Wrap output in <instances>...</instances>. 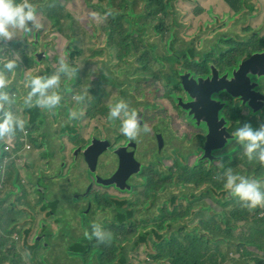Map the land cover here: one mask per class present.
I'll return each instance as SVG.
<instances>
[{
	"label": "flooded vegetation",
	"instance_id": "obj_1",
	"mask_svg": "<svg viewBox=\"0 0 264 264\" xmlns=\"http://www.w3.org/2000/svg\"><path fill=\"white\" fill-rule=\"evenodd\" d=\"M180 1L42 0L43 23L54 6L64 9L70 22L62 30L33 32L22 41L25 51L34 48L27 54L43 76L56 71L62 56L77 71L62 76L63 99L52 111L23 105L25 85L37 67L18 63L20 75H10L12 109L20 116L24 109L41 116L35 138L47 162L36 181L29 180L34 209L24 203L26 191L22 204L12 207L17 222L7 227L0 222V264H48L44 251L56 250V241L77 264H132L131 255L144 251L153 252L146 264H171L159 253L187 254L186 235L203 238L208 191L230 197L218 174L231 168L235 175L262 178L231 136L243 123L254 128L264 123V0H216L225 12L215 15L216 8L210 9L214 18L201 28L207 32L192 38L182 36L187 24L176 17ZM11 51L7 46L12 57ZM37 52L43 54L40 61ZM78 94L85 97L81 103L72 98ZM121 98L137 111L141 127L151 129L136 141L119 132V120L108 118ZM69 110L84 115L69 122ZM55 144L54 161L64 145L72 148L58 166L50 162ZM75 161L85 169L78 188L70 180ZM11 193L10 200L16 196ZM68 215L74 218L65 223ZM93 223L112 234L110 243L85 238Z\"/></svg>",
	"mask_w": 264,
	"mask_h": 264
},
{
	"label": "clouds",
	"instance_id": "obj_2",
	"mask_svg": "<svg viewBox=\"0 0 264 264\" xmlns=\"http://www.w3.org/2000/svg\"><path fill=\"white\" fill-rule=\"evenodd\" d=\"M92 15L96 16L97 13ZM41 28L37 8L31 0H0V41H11L18 36L21 37L18 34H23L22 38H27ZM3 53L4 49L0 47V142L15 137L17 132H24L26 124V121L12 110L15 100L13 94L8 91L11 85L10 75L16 72L19 56L10 58ZM76 71L69 66L67 58L62 56L58 60L56 71L51 75L31 77L25 85L28 91L23 98L24 107L48 111L60 107L63 99L59 91L61 78L62 76L71 78ZM72 98L77 103H81L85 97L78 94ZM83 115V111L69 110V122L78 120ZM108 118L119 120V132L132 141L138 140L141 132L151 131L147 124L141 127L137 111L130 108L129 103L123 98L110 107ZM232 137L243 147L244 155L249 162L257 161L264 166V123H259L255 128L251 123H243L232 133ZM218 167L223 168V163H218ZM216 179L222 180L227 193L236 198L248 211L251 212L258 207L264 208V184L261 181L235 175L231 168L222 175L218 174ZM84 236L87 239L94 237L98 244H108L112 234L105 231L100 224L93 223L91 234L86 231Z\"/></svg>",
	"mask_w": 264,
	"mask_h": 264
},
{
	"label": "trees",
	"instance_id": "obj_3",
	"mask_svg": "<svg viewBox=\"0 0 264 264\" xmlns=\"http://www.w3.org/2000/svg\"><path fill=\"white\" fill-rule=\"evenodd\" d=\"M31 2L36 6L38 14L41 10L42 0H31ZM47 16L54 29L62 30L66 26L63 24L66 15L64 14V9H61L60 6L52 7L47 12ZM8 46L13 48L11 44ZM26 46L27 43L20 42L16 45L17 50L14 48L13 50L17 51L16 53L20 55L18 60L20 65L24 64L26 68H32L35 65L34 60L25 51ZM0 47H3L4 51H7V46L3 43H0ZM14 57L15 55L13 54L12 58ZM12 110L20 116L17 107ZM22 116L26 121L25 131L17 132L16 136L12 137L9 143H3L0 146L2 160L8 157L11 158L14 154L17 155L22 151L24 147L22 139L25 137L26 131L29 132L27 137L28 143L36 146L40 145L39 137H35L39 136L40 133L42 124L41 116L35 111L27 109L23 110ZM10 145H14L12 152L6 150ZM2 162L0 161V168L2 167ZM250 168L262 176L258 181L264 184V166H261L255 161V164H250ZM210 183L211 180H208V184ZM1 185L2 178L0 175V187ZM15 188L18 191L24 192L23 188L18 184H15ZM1 195L2 192L0 191V208L9 202V197L13 196V193L8 194V197L5 199ZM205 202L210 204V206H207ZM214 203L221 205L224 209L232 207L230 216L224 217L223 211L215 207ZM21 204L22 199H18L15 204H10V210L5 215L0 216V222H4L6 227L16 223L17 216H13L12 207ZM203 215V238L197 233L193 236L186 235L190 241L187 254H181L177 249L174 252L165 250L164 253H159V259L168 261L171 264H227L230 259V253L226 254L223 251V248L226 247L228 251L234 249L239 254L240 259L234 261L237 264H264V208L258 207L250 212L242 207L236 198L231 196L223 198L216 197L208 191L207 196L203 197ZM233 221L236 222L235 225L232 224Z\"/></svg>",
	"mask_w": 264,
	"mask_h": 264
},
{
	"label": "rangeland",
	"instance_id": "obj_4",
	"mask_svg": "<svg viewBox=\"0 0 264 264\" xmlns=\"http://www.w3.org/2000/svg\"><path fill=\"white\" fill-rule=\"evenodd\" d=\"M178 8H176V17L180 18L181 21L184 24H187V26H182L181 28V32H183L182 36H187L188 38H192L194 35L198 34V36L200 34H203L204 32H207V30H203L201 28H203L204 26H207V23L210 22L214 17L210 12V9L216 8L214 14L215 15H221V13H224V9L222 8V6L220 4H218L216 2V0H190V2H186L184 0L180 1L177 5ZM204 8V11H203ZM66 15L65 20L63 21L64 25H67L70 22L69 17L67 16V12L65 11L64 13ZM38 17V22H40V20L42 21V29H43V33L46 31L50 30V27H52V24L50 21H47L45 23H43V19L41 18V14L38 13L37 14ZM53 28V27H52ZM188 29V30H187ZM187 30V32H186ZM201 30V31H200ZM21 37H16L11 41H0V43H3L5 45H9L11 44L13 46V48L15 50L16 49V45L17 42H22L24 40V38H22L23 34H18ZM31 35V34H30ZM36 35V34H35ZM197 37V36H196ZM13 48L11 47L13 54L15 56H19L20 55L18 53H16L17 51H14ZM33 47H29L26 52L29 53L30 55H33ZM5 55L7 54V51H4ZM10 58H12L11 56H9ZM37 67L38 70L36 71V75H41V71L39 70L40 67L34 65L32 68ZM15 77L14 79H17L18 76L20 75V69L17 66L16 70H15ZM232 138V136H231ZM233 140V139H232ZM229 140L226 142L225 146L227 147V145L230 143ZM27 142V138L25 139V144L24 147L22 149V151L19 153L18 157L15 158H6L4 159V162L2 164V167L0 168V175L2 178V185L0 187V191L2 192L1 197L3 199L7 198L8 194L11 192H15L16 196L9 200V202L7 204L4 205V207L0 208V216L5 215L11 208L10 204H15L17 202L18 199H23L24 198V192L28 191L29 195L28 198L24 200V203L28 206L31 207V209H34V207L32 206V204H30L31 201H33L34 199V193H33V188L29 185L30 182L29 180H31L32 178L36 181V179L38 178V174L40 173V170H42V168L44 167L45 163L47 162V159L44 158V154H45V148L36 145H33L34 148L32 147V145L30 144H26ZM233 143V142H232ZM29 148H28V147ZM32 147V149H31ZM225 147V149H226ZM9 148V150H8ZM8 148H6L7 151L11 152L14 149V145H10ZM59 151V145L55 144L54 147H51L49 149V153L52 155L53 160H51V164H53L54 166H58L59 163L61 162V157L64 156L67 160L68 158V154L71 153L72 148L68 145H64L63 148V152L57 155V159L54 161V152L55 154L58 153ZM142 157V155H141ZM28 166H30V169H28ZM75 170L74 172L70 175V180H71V186L74 188H78L81 187L82 184V179H83V170L84 166L81 162L75 161L74 167ZM15 184H18L20 187L23 188L24 192L20 191L17 192L16 188H15ZM32 185V184H31ZM18 194V195H17ZM205 204L207 206H210V204L206 203ZM214 206L217 207L218 209L223 211V216L224 217H229L230 213L232 211V207L228 208V209H224L221 205L214 203ZM15 209V208H14ZM13 209V211H14ZM30 215H32L33 217H36L35 220L40 221V218L37 217L35 214H32L30 212H27ZM205 215V214H204ZM203 215V217H204ZM74 217L72 215H68V216H64L63 220L65 221V223L70 222ZM233 225L236 224L235 221L232 222ZM57 242V248L56 250H53L50 248H47L46 251H44L48 257H49V261L48 264H60L63 262H67V264H77L76 262H72L69 261L68 259L65 258L64 255V251H65V247H63L62 245L59 244L58 241ZM223 251L226 254L230 253V259L228 261L227 264H237L236 262H234L235 260L240 259V256L238 253L235 252L234 249H231V251H228L226 249V247L223 248ZM153 252L151 251H144L140 254H138L136 257H134L135 255H131L130 259L132 264H146L147 259L149 258V255H152ZM66 261H65V260Z\"/></svg>",
	"mask_w": 264,
	"mask_h": 264
},
{
	"label": "water",
	"instance_id": "obj_5",
	"mask_svg": "<svg viewBox=\"0 0 264 264\" xmlns=\"http://www.w3.org/2000/svg\"><path fill=\"white\" fill-rule=\"evenodd\" d=\"M30 36V35H29ZM38 36V34H36L35 35V37H37ZM42 56H43V54H40L39 52H37V54H36V60L37 61H40L41 60V58H42ZM229 141V140H228ZM225 147L226 146H223L222 148H220V150H224L225 149ZM87 151V150H86ZM214 151L215 150H213L212 148H208V150H207V152H210V153H214ZM230 156H233L232 154L231 155H224V156H221V157H217L216 158V160L217 161H222V160H225V159H227L228 157H230ZM213 162H214V160H213Z\"/></svg>",
	"mask_w": 264,
	"mask_h": 264
},
{
	"label": "built area",
	"instance_id": "obj_6",
	"mask_svg": "<svg viewBox=\"0 0 264 264\" xmlns=\"http://www.w3.org/2000/svg\"><path fill=\"white\" fill-rule=\"evenodd\" d=\"M28 137V132L26 131L25 132V137L22 139V141H23V143L25 144V139ZM28 143V141L26 142V144ZM29 144V143H28ZM28 147V146H27ZM29 148V147H28ZM1 154V153H0ZM4 159H6V158H4ZM4 159L2 160V158H1V160L0 161H3L4 162ZM2 162V163H3Z\"/></svg>",
	"mask_w": 264,
	"mask_h": 264
},
{
	"label": "crops",
	"instance_id": "obj_7",
	"mask_svg": "<svg viewBox=\"0 0 264 264\" xmlns=\"http://www.w3.org/2000/svg\"><path fill=\"white\" fill-rule=\"evenodd\" d=\"M5 45V44H4Z\"/></svg>",
	"mask_w": 264,
	"mask_h": 264
}]
</instances>
